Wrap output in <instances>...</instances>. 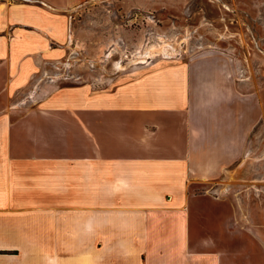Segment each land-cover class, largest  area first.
Returning a JSON list of instances; mask_svg holds the SVG:
<instances>
[{
    "label": "crops",
    "instance_id": "obj_1",
    "mask_svg": "<svg viewBox=\"0 0 264 264\" xmlns=\"http://www.w3.org/2000/svg\"><path fill=\"white\" fill-rule=\"evenodd\" d=\"M74 1L0 0V264H89L97 242L121 244L100 264H144L152 247L145 264H209L224 221L197 189L239 160L251 97L207 51L12 104L65 49Z\"/></svg>",
    "mask_w": 264,
    "mask_h": 264
},
{
    "label": "rangeland",
    "instance_id": "obj_2",
    "mask_svg": "<svg viewBox=\"0 0 264 264\" xmlns=\"http://www.w3.org/2000/svg\"><path fill=\"white\" fill-rule=\"evenodd\" d=\"M67 8L65 49L39 68L12 104H31L39 94L64 86L103 88L118 75L158 71L207 51L225 56L240 81L241 102L250 96L255 109L231 172L208 189H197L221 203L213 214L224 221L203 252L209 264H264V0H77ZM152 46L158 51L149 64H136ZM229 218L238 225L231 226ZM120 245L97 242L85 258L100 264L106 251L116 259ZM148 251L145 257L157 252L153 247ZM33 261L39 264L38 258Z\"/></svg>",
    "mask_w": 264,
    "mask_h": 264
},
{
    "label": "bare ground",
    "instance_id": "obj_3",
    "mask_svg": "<svg viewBox=\"0 0 264 264\" xmlns=\"http://www.w3.org/2000/svg\"><path fill=\"white\" fill-rule=\"evenodd\" d=\"M158 51L157 48L155 46H152L150 48H147L145 49V51L143 52V55L140 56L141 58H138L136 59V64H139V63H148L149 64V59L152 58V56H154V53L156 52L155 51ZM164 48L160 47L159 51H163ZM116 67L119 69V70H125L126 66L120 64V63H116Z\"/></svg>",
    "mask_w": 264,
    "mask_h": 264
}]
</instances>
